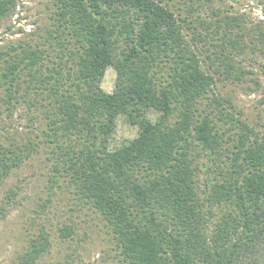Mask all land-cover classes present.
<instances>
[{
  "label": "trees",
  "instance_id": "1",
  "mask_svg": "<svg viewBox=\"0 0 264 264\" xmlns=\"http://www.w3.org/2000/svg\"><path fill=\"white\" fill-rule=\"evenodd\" d=\"M224 1L54 0L36 40L0 50V114L24 106L35 124L0 139V187L49 151L127 264H260L264 137L214 87L242 80L237 60L264 53V30ZM17 7L0 0V21ZM120 122L138 133L114 145ZM51 243L32 238L18 264H37Z\"/></svg>",
  "mask_w": 264,
  "mask_h": 264
},
{
  "label": "rangeland",
  "instance_id": "2",
  "mask_svg": "<svg viewBox=\"0 0 264 264\" xmlns=\"http://www.w3.org/2000/svg\"><path fill=\"white\" fill-rule=\"evenodd\" d=\"M54 0H18L15 13L0 21V50L11 44L36 40L31 34L46 26L53 15ZM221 6L264 30V0H225ZM35 42V41H34ZM245 69L241 81L217 78L214 94L231 101L230 110L264 137V53L248 50L237 60ZM116 72H106L102 87L112 92ZM3 94V91L0 95ZM225 106L230 108L231 104ZM1 109L6 106L1 105ZM27 107L0 114V139L9 134L26 137L32 124ZM137 129L120 122L114 145L137 136ZM205 160V158H204ZM54 158L42 151L8 176L0 187V264H18L30 240L46 232L51 247L37 264H127L99 214L79 203L64 178H56ZM203 180V177L201 178ZM72 225L76 233L62 238L61 228ZM264 264V252L260 254Z\"/></svg>",
  "mask_w": 264,
  "mask_h": 264
}]
</instances>
